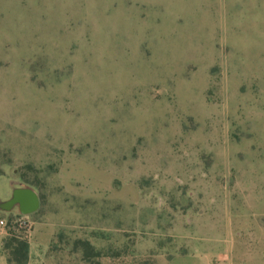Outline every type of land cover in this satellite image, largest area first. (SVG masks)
I'll list each match as a JSON object with an SVG mask.
<instances>
[{"label":"rangeland","instance_id":"obj_1","mask_svg":"<svg viewBox=\"0 0 264 264\" xmlns=\"http://www.w3.org/2000/svg\"><path fill=\"white\" fill-rule=\"evenodd\" d=\"M7 177L0 264H264V0H0Z\"/></svg>","mask_w":264,"mask_h":264},{"label":"water","instance_id":"obj_2","mask_svg":"<svg viewBox=\"0 0 264 264\" xmlns=\"http://www.w3.org/2000/svg\"><path fill=\"white\" fill-rule=\"evenodd\" d=\"M18 207L22 215H30L40 207V199L38 194L28 187H17L13 190L11 199L2 203L0 209L5 212L11 211Z\"/></svg>","mask_w":264,"mask_h":264},{"label":"trees","instance_id":"obj_3","mask_svg":"<svg viewBox=\"0 0 264 264\" xmlns=\"http://www.w3.org/2000/svg\"><path fill=\"white\" fill-rule=\"evenodd\" d=\"M4 248L8 253L9 264H27L28 262V244L24 240L16 238L15 234L9 233L5 240Z\"/></svg>","mask_w":264,"mask_h":264},{"label":"crops","instance_id":"obj_4","mask_svg":"<svg viewBox=\"0 0 264 264\" xmlns=\"http://www.w3.org/2000/svg\"><path fill=\"white\" fill-rule=\"evenodd\" d=\"M3 177H6V176H3ZM8 178V177H7ZM9 179V178H8ZM17 187H26V186H20V185H17L15 184L11 179H9V190H8V196H7V199L4 200V201H0L1 203H4L8 200L11 199V196H12V192L15 188ZM18 209V207H17ZM5 212V211H4ZM9 212H12V211H9ZM18 212L20 213L19 209H18ZM5 213H8V212H5ZM3 238H4V235H3V232L0 231V245L2 244V241H3Z\"/></svg>","mask_w":264,"mask_h":264},{"label":"built area","instance_id":"obj_5","mask_svg":"<svg viewBox=\"0 0 264 264\" xmlns=\"http://www.w3.org/2000/svg\"><path fill=\"white\" fill-rule=\"evenodd\" d=\"M0 225L1 226L4 225V221L3 220L0 221Z\"/></svg>","mask_w":264,"mask_h":264}]
</instances>
